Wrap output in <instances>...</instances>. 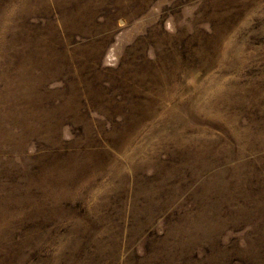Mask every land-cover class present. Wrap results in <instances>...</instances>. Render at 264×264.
Here are the masks:
<instances>
[{"label": "rangeland", "instance_id": "374dc122", "mask_svg": "<svg viewBox=\"0 0 264 264\" xmlns=\"http://www.w3.org/2000/svg\"><path fill=\"white\" fill-rule=\"evenodd\" d=\"M0 264H264V0H0Z\"/></svg>", "mask_w": 264, "mask_h": 264}]
</instances>
